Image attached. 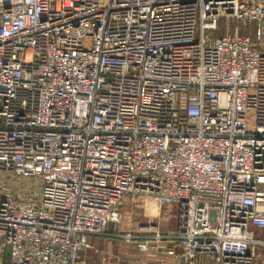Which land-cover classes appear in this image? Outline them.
Segmentation results:
<instances>
[{"label": "built area", "instance_id": "1", "mask_svg": "<svg viewBox=\"0 0 264 264\" xmlns=\"http://www.w3.org/2000/svg\"><path fill=\"white\" fill-rule=\"evenodd\" d=\"M131 193L264 264V0H0V264H87Z\"/></svg>", "mask_w": 264, "mask_h": 264}, {"label": "crops", "instance_id": "2", "mask_svg": "<svg viewBox=\"0 0 264 264\" xmlns=\"http://www.w3.org/2000/svg\"><path fill=\"white\" fill-rule=\"evenodd\" d=\"M149 206L157 219V231L171 233L177 225L175 206ZM114 226V224H113ZM148 229V227H143ZM111 228L106 235L91 236L92 248L82 251L87 264H187L181 248L170 239L156 241L154 231L142 230L136 240L126 241ZM146 242L148 248L142 250L140 244Z\"/></svg>", "mask_w": 264, "mask_h": 264}, {"label": "rangeland", "instance_id": "3", "mask_svg": "<svg viewBox=\"0 0 264 264\" xmlns=\"http://www.w3.org/2000/svg\"><path fill=\"white\" fill-rule=\"evenodd\" d=\"M237 25H239L236 18H220L210 21L209 27L216 28V33L222 35L231 32ZM243 32L250 31V27H245L240 24ZM27 59H31V52L27 54ZM149 206L155 205V200L152 196L147 194L131 193L125 198V202L121 208L122 219L120 223L113 224L109 227L116 230L115 234L124 235L131 233L133 236H140L142 230L155 231L158 227L157 219L150 212ZM148 227L145 229L143 227Z\"/></svg>", "mask_w": 264, "mask_h": 264}, {"label": "trees", "instance_id": "4", "mask_svg": "<svg viewBox=\"0 0 264 264\" xmlns=\"http://www.w3.org/2000/svg\"><path fill=\"white\" fill-rule=\"evenodd\" d=\"M5 262H6V263L9 262V256H8V254L6 255Z\"/></svg>", "mask_w": 264, "mask_h": 264}]
</instances>
